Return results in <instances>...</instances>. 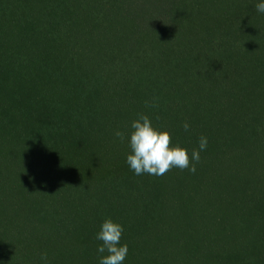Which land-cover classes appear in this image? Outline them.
I'll list each match as a JSON object with an SVG mask.
<instances>
[{"label":"trees","instance_id":"obj_1","mask_svg":"<svg viewBox=\"0 0 264 264\" xmlns=\"http://www.w3.org/2000/svg\"><path fill=\"white\" fill-rule=\"evenodd\" d=\"M260 2L0 0V264H99L108 218L123 264H264ZM141 113L194 173L130 169Z\"/></svg>","mask_w":264,"mask_h":264},{"label":"clouds","instance_id":"obj_2","mask_svg":"<svg viewBox=\"0 0 264 264\" xmlns=\"http://www.w3.org/2000/svg\"><path fill=\"white\" fill-rule=\"evenodd\" d=\"M255 7L258 12L264 13V0ZM189 127L190 125L185 122L184 130L188 131ZM131 129L129 137L131 152L127 156V164L136 175L162 176L173 168L187 169L194 173L196 163L200 161V153L208 144L207 137L201 136L199 148L189 153L185 147L173 145L171 133L154 126L151 118L143 113L138 114L137 119L132 121ZM115 136L122 142L125 139V133L119 130L115 132ZM123 231V226L119 222L111 218L104 220L96 237L102 241L97 249L98 253L102 254L99 264H123L129 250L126 243L123 245L120 243ZM40 259L42 264H48L47 252L42 253Z\"/></svg>","mask_w":264,"mask_h":264}]
</instances>
